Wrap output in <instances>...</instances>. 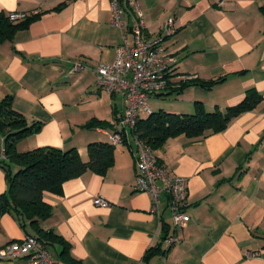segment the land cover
<instances>
[{
	"label": "crops",
	"instance_id": "obj_1",
	"mask_svg": "<svg viewBox=\"0 0 264 264\" xmlns=\"http://www.w3.org/2000/svg\"><path fill=\"white\" fill-rule=\"evenodd\" d=\"M136 3L145 40L163 36L170 18L174 27V35L165 42L176 61L170 87L147 100L151 113L193 114L196 103L208 112L223 111L243 101L249 90L258 100L219 133L199 138L179 135L155 150L170 174L187 181L189 221L183 227L172 225L164 196L154 215L150 196L135 191L136 162L128 135L113 146L112 166L104 174L86 171L64 182L60 194L43 193L51 211L40 228L57 237L45 238L46 247L59 264H70L62 254L64 246L78 264H264L262 1ZM36 11L37 19L26 29L0 43V105L10 96L12 109L28 126H39L16 143L18 153L74 148L86 162L87 146L108 143L102 130L110 129L124 108L122 98L107 96L95 80V68L114 61L121 41L119 31L110 26V1L0 0V13L9 17L32 16ZM122 18L130 28L132 18L127 13ZM76 65L82 69L73 71ZM183 77L195 82L178 92ZM217 79L210 88L197 84ZM150 100L155 106L159 100L164 104L154 111ZM92 122L93 128L85 127ZM107 122L109 126H104ZM3 149L0 131V194L8 191L1 166L7 162ZM96 197L110 205L95 206ZM166 227L167 234L177 239L169 248L163 240ZM25 234L37 237L28 221L20 226L11 213L0 217V248ZM158 246L164 254L145 262L148 250ZM0 264H28V260Z\"/></svg>",
	"mask_w": 264,
	"mask_h": 264
},
{
	"label": "trees",
	"instance_id": "obj_2",
	"mask_svg": "<svg viewBox=\"0 0 264 264\" xmlns=\"http://www.w3.org/2000/svg\"><path fill=\"white\" fill-rule=\"evenodd\" d=\"M261 1L259 11L264 15V0ZM37 15L24 16L22 20H11L9 15L0 13V43L11 40L17 31L26 29L37 19ZM219 81L220 79H217L197 84L210 88ZM194 82H180L178 92ZM254 94L253 90H249L243 101L223 111L214 108L213 111L208 112L201 103H196L193 114L177 115L163 111L150 113L138 121L136 132L153 150L161 148L167 139L179 135L199 138L208 133H219L238 115L253 109L258 100L254 98ZM94 124L92 122L85 127L93 128ZM103 125L109 126L108 122ZM38 130L39 126H28L24 117L12 109L10 96L2 101L0 131L4 135L3 154L7 162L2 163L1 166L5 172L8 191L6 194H0V217L5 213H11L20 226L28 221L37 235L34 238L46 245L45 238L57 239V237L52 232H45L40 228V223L50 215L51 211L42 200L43 193L60 194L64 182L77 178L86 171L104 174L112 166L113 146L109 143L89 144L86 162L82 161L74 148L63 151L46 147L18 153L16 143ZM11 165H15L17 169L12 171ZM163 230V240H166L170 235L167 234V227ZM62 254L68 257L67 261L70 264H78L68 256L67 247L64 246ZM160 254H164V251L158 246L148 250L143 259L146 262L149 257Z\"/></svg>",
	"mask_w": 264,
	"mask_h": 264
},
{
	"label": "built area",
	"instance_id": "obj_3",
	"mask_svg": "<svg viewBox=\"0 0 264 264\" xmlns=\"http://www.w3.org/2000/svg\"><path fill=\"white\" fill-rule=\"evenodd\" d=\"M109 1L110 26L119 31L121 41L115 49L114 61L111 64L101 63L95 68V80L104 94L122 98L124 108L120 117L110 123V129H103L102 132L112 146L123 142L129 135L136 162L135 191L150 196L149 210L154 215L158 214L161 197L164 196L172 225L183 227L189 221L186 214L187 181L170 174L158 161L155 150L136 132L142 115L148 116L151 113L147 100L163 95L170 87V77L176 61L167 52L165 42L174 35L173 21L171 18L166 21L163 36L148 41L142 35L144 24L136 0ZM124 13L132 18L130 28H127L122 18ZM34 14H38V11ZM23 18V15L10 17L11 20ZM81 69L76 65L73 71ZM189 79L190 77H183L182 81ZM92 202L102 208L110 205L100 197L94 198ZM176 241L173 235L168 236L165 240L166 248ZM247 256L251 257L252 254ZM19 258H26L28 264H59L52 258L46 245L28 235L0 248V261Z\"/></svg>",
	"mask_w": 264,
	"mask_h": 264
},
{
	"label": "rangeland",
	"instance_id": "obj_4",
	"mask_svg": "<svg viewBox=\"0 0 264 264\" xmlns=\"http://www.w3.org/2000/svg\"><path fill=\"white\" fill-rule=\"evenodd\" d=\"M162 100H159L158 102H159V104H158V106H155V105H153V101L152 100H150L149 102L151 103L152 102V104H150L151 105V108L154 110V111H157L158 110V107H159V105L161 104H164V102H161Z\"/></svg>",
	"mask_w": 264,
	"mask_h": 264
}]
</instances>
